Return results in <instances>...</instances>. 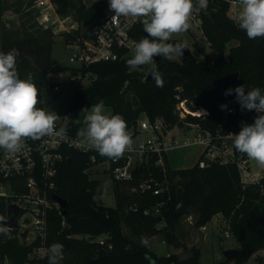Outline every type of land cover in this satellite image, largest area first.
I'll return each mask as SVG.
<instances>
[{
  "label": "trees",
  "instance_id": "1",
  "mask_svg": "<svg viewBox=\"0 0 264 264\" xmlns=\"http://www.w3.org/2000/svg\"><path fill=\"white\" fill-rule=\"evenodd\" d=\"M52 1L59 6L61 14H66L72 7L69 0ZM229 7L230 1L209 0L207 10L200 12L202 30L219 54L215 62L209 59L197 61L193 55L181 62L162 58L157 64V73L163 77V87H157L155 79L146 82L147 74L127 66L129 59L93 64L83 71L96 76V79L75 90L67 113L85 108L90 110L102 99L113 114L123 116L128 131L135 129L139 119L147 115L152 121L162 118L170 127L186 121L199 123L213 133L218 130L228 133L232 128L239 133L242 122L255 111H241L235 93L225 95V92L241 85L246 91L254 87L264 89V37L249 39L243 34L237 23L229 18ZM107 8L108 0H101L99 5L89 9L81 6L79 20L89 26L83 34L77 32L67 41L91 37L94 28L102 23ZM146 36L140 27L138 40ZM234 39L239 44L230 50L227 58V44ZM52 44L53 35L49 32L39 37L12 39L9 33L2 32L0 14V51L7 52L13 48L19 51L17 70L20 77L25 79L27 73L33 74L41 100L43 89L55 86L49 76L64 71L78 72L52 58ZM195 47L205 54L203 46L196 44ZM234 73H239L237 79L216 82ZM226 100L233 102L236 115H226L219 110L218 104ZM184 101H189L196 109L205 108L209 114H187L181 120L178 106ZM38 107H44V104ZM83 120L68 123L71 137H78L77 129L84 126ZM94 154L100 159L94 150L85 152L70 148L58 166L54 192L68 201V207L65 215L59 208L49 210L46 246L53 243L63 245L59 264H202L199 250H193L185 259L176 255L159 258L124 232V227H127L140 239L163 233L168 241H173L181 219L186 216H197L196 227L200 228L210 223L214 216L222 214L240 247L239 255L233 259L236 264H244L252 255L264 250V176L258 184L244 185L235 165L212 164L200 168L196 164L192 168L173 170L166 162L164 171L156 165L157 157H153L148 164L134 171L131 181L114 180L118 204L112 208L98 205L94 199L100 182L91 179L87 172L94 166L91 162ZM150 177L161 184L166 181L168 189L164 194L138 190L141 183ZM7 201L11 200L0 198V215L5 216ZM159 204H163L162 209L155 214L153 210ZM21 215L18 210L8 214V224L13 229L10 237L0 235V264H48V256L44 259L30 257L39 247V242L27 245L19 240L17 223Z\"/></svg>",
  "mask_w": 264,
  "mask_h": 264
},
{
  "label": "built area",
  "instance_id": "2",
  "mask_svg": "<svg viewBox=\"0 0 264 264\" xmlns=\"http://www.w3.org/2000/svg\"><path fill=\"white\" fill-rule=\"evenodd\" d=\"M226 1L233 4L231 10L235 13L236 22L240 10L235 5L239 2ZM114 15L115 13L110 10L102 19V23L94 28L91 37H78L76 41L70 43L69 60L72 65L69 67L78 70V72L64 71L52 75L53 78L50 80L55 83L53 87L55 92L58 93L65 87L74 86L76 89H81L86 87L87 83L91 84L96 76L85 73L83 69L85 70L93 64L132 58L135 44L139 42L137 31L140 27L143 28L141 20L125 17L114 18ZM193 17L191 22L202 23L198 11H194ZM41 23L45 24L46 29H52L57 33L73 34L80 32L81 27L72 17H58L56 14L54 16L51 11L43 14ZM148 67L144 65L140 70L148 73ZM222 105L227 107L222 108ZM218 108L226 115H236L237 113L231 100L219 103ZM178 110L181 120H184L187 114L194 115L188 111L183 102L179 104ZM256 114V112L251 113L242 124L250 125ZM56 125L57 129L62 125L67 127V140L56 136H45L35 142L27 140L25 141L26 147L15 154L0 149V175L3 179V182L0 183V198L11 200L8 201L11 202V208L22 213L21 222H19L21 225L18 234L19 240L29 245L40 243L39 247L35 248L30 255L33 259H44L49 256L50 247L46 246L48 213L53 208L60 209L52 199V194L56 187L55 178L58 166L66 158V150L70 148L85 152L91 150L82 138H73L69 135L68 123L62 121ZM129 132L132 140H136L139 136H144V139L134 141L121 158L109 159L100 155V160L96 154L91 157L93 167L103 165L105 172L112 169L108 174L119 182L131 181L134 171L139 170L143 164H148L153 157H157L156 165L162 167L164 171H166V162L173 169L170 165L171 153L192 146H201L202 148L197 162L200 168H206L212 164L235 165L244 185L258 184L264 176V166H262V173L261 171L256 172L253 169L252 160L246 154L235 149L232 135L238 133L234 128L228 133H223L222 130L213 133L204 129L199 123L186 121L170 127L162 118L152 121L147 115H143L139 119L137 127ZM165 182L161 184L154 177H150L141 183L138 190L152 191L154 195L164 194L168 189ZM162 206L163 204H159L153 212L159 214ZM210 227L213 231L223 232L226 238L233 236L229 222L223 215L221 218L215 217ZM210 227L204 225L201 230L206 231ZM25 233H27L26 238L23 236Z\"/></svg>",
  "mask_w": 264,
  "mask_h": 264
},
{
  "label": "clouds",
  "instance_id": "3",
  "mask_svg": "<svg viewBox=\"0 0 264 264\" xmlns=\"http://www.w3.org/2000/svg\"><path fill=\"white\" fill-rule=\"evenodd\" d=\"M209 0H108L114 18L140 19L147 36L135 44L134 53L127 61L131 69L149 65L155 56L173 60L183 56L187 49L182 42L171 43L174 35L187 32L194 18V11H206ZM241 10L236 23L249 39L264 37V0H239ZM19 51H0V149L15 154L26 147L25 141L33 142L45 136L67 140V127L57 129L60 117L53 111L38 105L40 99L33 74L21 79L17 70ZM157 87L164 86L161 74L154 75ZM235 93L241 111L258 113L250 125L242 124L234 137V147L240 153L264 166V89L245 86L226 90L225 95ZM226 108V105H222ZM86 115L77 136L87 142L91 150L109 159H119L131 147L133 140L128 126L120 114H113L101 99L82 110ZM68 119L67 117H64ZM0 235L11 236L8 217L0 215ZM48 264H59L63 257V245L53 243L49 248Z\"/></svg>",
  "mask_w": 264,
  "mask_h": 264
},
{
  "label": "rangeland",
  "instance_id": "4",
  "mask_svg": "<svg viewBox=\"0 0 264 264\" xmlns=\"http://www.w3.org/2000/svg\"><path fill=\"white\" fill-rule=\"evenodd\" d=\"M100 1L101 0H69L72 7L66 14H61L59 12V6L52 0H0L2 32L9 33L11 38L16 40L39 37L45 32H49L53 35L52 58L60 65L70 66L72 64L69 60L71 54V47L69 45L70 43H73V41H76V39L70 42H68L67 39L69 36H76L77 32L73 34L67 32L57 33L52 29H46L45 24L41 23L43 14L51 11L54 16L55 14L58 17L70 16L75 22L80 24V32L84 33L89 25H86L79 20L78 11L81 6H85L89 9L95 5H99ZM232 7L233 4H230L227 14L230 19L235 21L236 16L231 10ZM235 7L241 10L240 4L235 5ZM109 11L110 8H107L105 10V15ZM198 12L201 15V11ZM191 24L192 27L187 32L174 35L172 40H179L184 43L186 48L191 51L197 61L209 59L211 62H215L218 59L219 54L211 47V44L202 30V23L191 22ZM196 44L205 48L204 55L196 49ZM238 44L239 41L237 39H234L227 44L225 55L227 58L229 57L230 50ZM172 61L181 62L182 59L177 57ZM152 65H154V62L145 66L147 67ZM143 73L146 74L147 72L143 71ZM51 78L53 77L49 76V79ZM87 84L86 86L89 85ZM75 89L76 88L74 86L65 87L58 93L54 91L53 87L43 89L41 96L42 101L44 102V108L55 112L60 117L56 123H61L62 121L69 123L73 120L84 119L86 113L82 112V110L75 113H67V108L74 95ZM183 103H185V101ZM109 110L111 111V109ZM188 111L194 113L195 115L197 113L196 108L188 109ZM64 117H67L68 119H65ZM137 139L143 140L144 136H139ZM136 140H133V142H136ZM201 152V146H192L178 150L171 153L170 165L173 169L192 168L197 164ZM252 165L256 172H263L262 165H259L256 161L252 160ZM88 173L91 179H96L100 182L94 198L97 204L105 207H117L118 203L114 191V179L111 175L104 171L103 165L93 167L88 170ZM12 211L14 212L16 210L11 208V202L7 201L5 216L8 217V214ZM217 216L221 218L222 215L218 214L214 216L213 219ZM197 218V216L183 217L176 230L175 239L173 241H168L163 233L153 237L140 239L132 235L127 227H124V232L134 242L144 245L149 249V251L155 253L159 258L176 255L180 259H185L191 255L193 250H199L202 264H219L222 262H227L226 264H236L234 260H227L223 255V252L227 249L240 248L235 238L233 236L231 238H226L224 237L223 232L213 231L210 227L213 219L210 223L206 224L209 225L210 228L206 231H202L201 227H196ZM19 222H21V218L17 223L20 229L21 225ZM160 227H163V225H160ZM12 229L13 228H11V230ZM244 264H264V250L252 255Z\"/></svg>",
  "mask_w": 264,
  "mask_h": 264
},
{
  "label": "water",
  "instance_id": "5",
  "mask_svg": "<svg viewBox=\"0 0 264 264\" xmlns=\"http://www.w3.org/2000/svg\"><path fill=\"white\" fill-rule=\"evenodd\" d=\"M241 32L243 34H246V32L244 30H242ZM192 55L193 54L191 53L190 50L184 49L183 50V56L181 57V59L189 58ZM162 58L163 57H161V56H155L154 57V65L148 67V73H147L146 78H145L146 82H151L154 80V75L157 73V64L162 60ZM140 68H142V66L138 67L136 69H140ZM238 77H239V73H234L232 75L223 77V78L217 80L216 82H218V81H229V80L237 79ZM185 107L187 109L195 108L189 101L185 102ZM194 116H197V115L194 114ZM52 199L58 204L60 209L63 211L62 213L65 215L67 212L68 201L55 192L52 194ZM27 222H29V221H27ZM23 236L26 238L27 233H25ZM239 253H240L239 249H227L223 252V255L225 256V258L227 260H233L239 255Z\"/></svg>",
  "mask_w": 264,
  "mask_h": 264
},
{
  "label": "bare ground",
  "instance_id": "6",
  "mask_svg": "<svg viewBox=\"0 0 264 264\" xmlns=\"http://www.w3.org/2000/svg\"><path fill=\"white\" fill-rule=\"evenodd\" d=\"M196 110H197V113H196L197 116H203V115L208 114L205 108H197Z\"/></svg>",
  "mask_w": 264,
  "mask_h": 264
}]
</instances>
